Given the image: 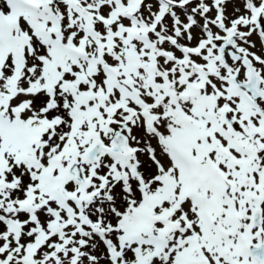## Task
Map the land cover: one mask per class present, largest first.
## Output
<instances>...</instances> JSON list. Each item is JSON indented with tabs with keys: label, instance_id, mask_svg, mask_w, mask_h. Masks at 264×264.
Wrapping results in <instances>:
<instances>
[{
	"label": "snow or ice",
	"instance_id": "obj_1",
	"mask_svg": "<svg viewBox=\"0 0 264 264\" xmlns=\"http://www.w3.org/2000/svg\"><path fill=\"white\" fill-rule=\"evenodd\" d=\"M0 264H264V0H0Z\"/></svg>",
	"mask_w": 264,
	"mask_h": 264
}]
</instances>
